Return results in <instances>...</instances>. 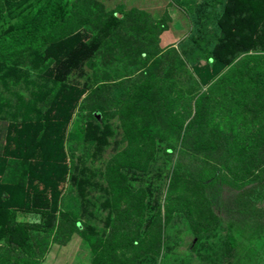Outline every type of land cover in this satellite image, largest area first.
<instances>
[{"label":"rangeland","instance_id":"1","mask_svg":"<svg viewBox=\"0 0 264 264\" xmlns=\"http://www.w3.org/2000/svg\"><path fill=\"white\" fill-rule=\"evenodd\" d=\"M250 1L97 0L92 22L38 53L0 63L1 254L37 264H92L93 249L112 222L106 165L125 147L116 111L124 101L142 100L135 93L142 92L145 78H163L191 101L198 93L219 99L213 81L247 50L223 45L217 51V43L232 36L257 39L259 31L252 37L248 31L236 34L255 20ZM11 4L1 0L0 25ZM114 17L119 20L115 25ZM154 25L151 37L146 29ZM146 44L152 55L147 63ZM259 45L248 53H262ZM231 89L230 96L235 93ZM96 108L101 113L93 118ZM219 112L215 122L226 127L228 114ZM174 129L163 114L147 170L123 171L131 190L146 192L145 228L156 215L166 221L160 253L137 264H233L238 251L222 224H208L205 230L202 220L165 212V192L177 162L184 163L187 176L209 170L190 158L198 149L192 139L181 148ZM203 141L201 157L211 163L209 136ZM29 146L33 152L24 172L21 160ZM244 146L247 151L248 143ZM258 151L255 165L264 169V149ZM76 220L79 230H73ZM258 264H264V251Z\"/></svg>","mask_w":264,"mask_h":264},{"label":"trees","instance_id":"2","mask_svg":"<svg viewBox=\"0 0 264 264\" xmlns=\"http://www.w3.org/2000/svg\"><path fill=\"white\" fill-rule=\"evenodd\" d=\"M11 2L8 17L0 25L2 64L11 63L23 53H38L47 44L92 22L97 0ZM250 2L256 10L255 20L250 29L240 26L236 34L241 37L248 31L252 37L259 31L257 39L238 40L232 36L217 43V51L223 45L232 50L244 47L247 50L213 81L212 87L220 89L219 99H211L208 93H198L191 101V97L174 84L168 86L165 79L152 77L143 80L141 93H135L142 97L140 102L129 99L116 111L125 147L106 165L112 222L105 237L93 249L92 264H137L139 259L158 255L162 249V228L166 221L161 223L160 216L156 215L145 228L146 192L142 188L131 190L123 171L147 170L155 153V128L161 123L163 114L169 119L170 127L178 132L176 137L182 139L181 148H186L189 139H192L193 147L198 148L193 149L197 156L187 153V149H181V154L185 152L193 161L209 167L206 173L187 176L181 170L182 162H177L163 201L166 214L183 212L191 220H202L205 230L209 229L208 224H222L232 246L238 251L233 264H258L264 251V169L255 165L258 150L264 149V0ZM112 22L115 25L119 20L114 17ZM146 31L152 37L155 25L148 26ZM147 45L143 48L145 63L152 57L147 53ZM257 45L263 48L262 53H248ZM219 55L216 52V56ZM207 58L209 62L212 57L207 55ZM229 89L235 90L232 96L228 95ZM217 110L228 114L226 127L215 122ZM100 113V109H93V118ZM206 136H209L213 148L211 163L201 157L204 149L200 146ZM246 142L249 149L244 151ZM32 152L33 147L29 146L23 155L24 172L29 170L28 157ZM80 225V221H74L73 230H79ZM64 236L67 238L68 232ZM0 264L37 263L0 253Z\"/></svg>","mask_w":264,"mask_h":264}]
</instances>
